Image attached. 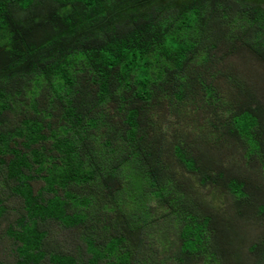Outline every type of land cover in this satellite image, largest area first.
<instances>
[{
	"label": "trees",
	"instance_id": "1",
	"mask_svg": "<svg viewBox=\"0 0 264 264\" xmlns=\"http://www.w3.org/2000/svg\"><path fill=\"white\" fill-rule=\"evenodd\" d=\"M0 177L13 264H264V0H0Z\"/></svg>",
	"mask_w": 264,
	"mask_h": 264
},
{
	"label": "rangeland",
	"instance_id": "2",
	"mask_svg": "<svg viewBox=\"0 0 264 264\" xmlns=\"http://www.w3.org/2000/svg\"><path fill=\"white\" fill-rule=\"evenodd\" d=\"M2 177H0L1 181ZM4 190L2 187H0V193ZM0 199H3L4 205L6 207L7 212L4 213V215L0 218V261H2L4 264H13L14 263V257L11 252V244L9 243V240L7 237H5V229L8 224L14 222V217L17 213L22 212V208H20L19 200L16 201L17 197L12 194V192H8L5 195H1ZM60 233H53L51 237L53 239L58 240L61 245H64V240L60 237ZM49 237V239L51 238ZM66 246V245H65Z\"/></svg>",
	"mask_w": 264,
	"mask_h": 264
}]
</instances>
